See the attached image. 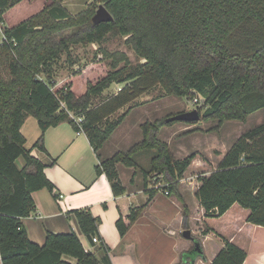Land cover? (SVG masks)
Returning a JSON list of instances; mask_svg holds the SVG:
<instances>
[{
	"label": "trees",
	"instance_id": "16d2710c",
	"mask_svg": "<svg viewBox=\"0 0 264 264\" xmlns=\"http://www.w3.org/2000/svg\"><path fill=\"white\" fill-rule=\"evenodd\" d=\"M20 1L0 0V23L6 10ZM60 2L51 0L26 21L3 28L7 42H0V55L5 56L8 77L0 73L2 264H72L69 259L75 264H112L109 248L98 237L99 219L88 211H74V215L83 236L91 242L97 237V256L83 249L74 232H47L42 246L29 241L21 219L35 209L31 194L53 190L44 174L45 165L31 155V150L45 153V131L67 122L85 134L98 154L126 116L114 118L115 114L156 86L165 96H201L204 111L200 120L216 122L207 132L218 131L225 122H245L252 114L263 112L261 124L242 133L216 170L198 179L194 196L204 218L219 219L236 204L247 211L246 223L264 228V0H93L95 7L89 6L76 16ZM99 5L110 13L111 22L92 23ZM109 35L124 37L144 63L132 66L122 52L102 49L101 54L111 60L110 71L90 84L82 96L69 88L53 89V62L69 55L74 45H102ZM113 84L123 87L115 94L103 95ZM95 99L99 102L93 105ZM70 112L73 118L81 119L80 128ZM29 116L37 121L41 134L32 148L26 149L20 129ZM167 118L142 124L141 142L126 152L99 159L95 167L97 175H105L113 196L119 198L115 226L121 238L144 205H139L133 195L124 196L117 164L133 168L135 155L150 151L144 176L160 175L164 185L159 189L182 202L179 180L194 156L175 160L168 145L158 139L160 128L175 123L165 122ZM157 192L150 189L149 200ZM187 222L185 212L183 225ZM209 231L216 233L211 228ZM198 246L203 251L199 242ZM188 255L191 260L206 262L204 253L193 250L182 255L180 264H186ZM245 258L244 250L223 238L222 248L208 264H243Z\"/></svg>",
	"mask_w": 264,
	"mask_h": 264
},
{
	"label": "crops",
	"instance_id": "0c3cea01",
	"mask_svg": "<svg viewBox=\"0 0 264 264\" xmlns=\"http://www.w3.org/2000/svg\"><path fill=\"white\" fill-rule=\"evenodd\" d=\"M3 21L2 26L5 27ZM127 107L120 109L116 113L118 116L126 113V116L98 151V154L94 152L85 134L75 131L67 122H62L56 127L48 128L45 131L43 135L45 153L37 148L31 150V155L45 165L44 174L53 185V190L50 192L47 189H41L31 194L35 209L28 217L21 219L30 242L42 246L47 232L53 234L74 232L78 236L83 249L97 256V244L93 245L87 237L80 233L74 215V211H88L94 218L99 219L98 237L109 248V258L112 264H180L182 255L188 251L182 238L178 237L180 228L183 230L184 212L180 210L181 212L178 214L177 220L168 221L164 210H162L164 207L162 204L165 203L159 199L161 197L160 194L165 196L164 192L159 189L162 185L156 184L152 187L149 184H144V173L149 168L151 152L143 151L135 155L136 166L133 168H127L122 164L116 165L119 180L125 189L124 196L133 195L137 197L139 205H144L141 215L129 226L123 238L119 236L115 226L119 217L117 208L119 198L113 196L105 175H97L95 172L99 159H108L117 153L126 152L142 141L140 127L147 121L143 123L137 122L131 127H126V129L123 125L131 111L134 109L138 110L142 106L133 104L132 109H128ZM31 118L30 116L26 118L20 132L25 138V145L28 142L26 134L31 135V146H33L41 133L37 121ZM131 128H134L136 132L139 131L141 138L139 139L136 136V139L139 140L129 144L128 148L122 151L120 150L123 145L122 143L134 138L129 132ZM171 130L173 129H170V127H162L158 132V139L165 142L169 150L172 142H169L168 138H161L163 134L167 136L176 134L174 132L171 133ZM177 133L178 136H176L178 138L173 143L175 152L180 156L183 153L185 154L181 157H176L170 151L172 156L175 160H182L189 155H193L194 158L188 170L192 167L202 172L209 171L203 177H207L216 170L226 152L242 134L235 137L231 143L225 144L219 137L217 138L215 135L210 134V132L201 137L204 139L197 137L201 134L199 129H196L194 125H186V127L178 129ZM134 134L136 133L134 132ZM188 140L189 142L187 143H189L190 149H192L189 152L185 146ZM200 150L205 153L204 156H201ZM98 155L99 157H97ZM141 156L147 158L144 159L146 160L147 167L144 166L145 168L142 170L138 169L141 166L139 162ZM138 170L139 174H137ZM135 174L136 177L139 176L142 183L140 185L141 189L137 187L139 186L137 184L138 181L134 182V178H136ZM198 186L193 188L192 196L194 201H189L190 203L184 199L183 192L185 186L180 184L178 185V193L182 202L174 196L168 197L166 201L171 205L175 204L178 208L180 205L182 208L183 206L187 207V219L190 226H192L190 221L194 220L193 216L197 218V221H203L205 224H208L207 218L203 217L204 211L194 196ZM150 189H158V192L151 200H149L147 195ZM123 208H125V204H123ZM238 208L239 206L236 204L233 205L218 219L217 226L208 224V227L215 232L224 234L230 242L246 252L243 264H264V243L261 242L264 241V231H262V228H258V226L246 223L247 211H240L242 216H239ZM196 211H199V213ZM158 233H160V236L171 237L173 239L171 249L168 248L167 250L165 246L163 248L159 246L155 248L152 245L154 237ZM210 233L205 238L212 235V232ZM222 246L223 244L216 246L212 256H207L205 247H203L206 262L200 259H187L185 263L208 264ZM69 262L75 264L73 259H69ZM0 264H2L1 258Z\"/></svg>",
	"mask_w": 264,
	"mask_h": 264
},
{
	"label": "rangeland",
	"instance_id": "374dc122",
	"mask_svg": "<svg viewBox=\"0 0 264 264\" xmlns=\"http://www.w3.org/2000/svg\"><path fill=\"white\" fill-rule=\"evenodd\" d=\"M51 3V0H22L15 5H13L11 8L7 9L6 12L3 14V23L4 26L8 29L13 28L23 21H26L30 17L34 16L38 12H40L45 6L49 5ZM60 4L66 9V11L71 14V16H76L82 12H84L87 7L89 6H96L93 2V0H61ZM98 8V6H97ZM96 8V10H97ZM95 10V12H96ZM105 49L112 52H122L127 56L132 66H138L139 64L144 63L143 60L139 59L134 51L125 43V38L121 36H113L109 35L106 38V42H104L102 45H96V44H90L87 46H81V45H74L71 47V50L69 52V55L63 54L59 57V59L55 62H53L52 67V74H53V82L55 84L54 88L55 90L63 89V88H69L76 96H82L86 89L89 87L90 84H94L98 79L103 77L107 72L110 71V63L111 60L107 57H104L101 54V50ZM4 56V54H3ZM2 55H0V73L4 74V78H7L6 68H5V59ZM122 66V64H120ZM5 70H4V68ZM40 79L45 80V77L43 75L39 76ZM123 85H116L113 84L107 89L103 95H111L115 94L119 89H121ZM133 104H138V106H142L140 108L134 109L131 111V113L127 116L126 120L124 121V127H131L133 124H136L137 122L143 123L145 121L147 122H154L157 120L164 119L166 117H172L178 113L188 112L192 110H196L201 118L202 112L204 111L202 108V105L204 103V99L201 96H194V98H179L175 96H165L162 89L159 86H156L155 88H152L147 93L139 96ZM99 102L98 99L93 100V105L97 104ZM132 104V105H133ZM128 106V109H132L133 107ZM125 108V109H127ZM198 108H202V110H198ZM124 109V110H125ZM69 115H73L71 112ZM116 114L114 116L117 117ZM33 120V118H31ZM263 119V112L258 111L251 116L247 118L245 122H238V121H228L225 122L218 131L210 132V134L215 135L217 138L219 137L221 141H223L225 144H229L234 140L235 137L239 136V134L244 133L255 126L261 124ZM186 125H194L196 129H199V132L201 135H198L197 137L201 138L202 136H205L207 133V130L213 128L216 125V122H204L199 120L196 124H187L183 122H175L172 126H169L171 130L170 132H174L176 134H171L167 136L166 134L162 135V138H168L169 142L171 143L170 151L174 154L176 157H181L185 153H183L181 156L178 155L175 152V147L173 143H175V139L178 138L177 131L178 129H181L183 127H186ZM172 127V128H171ZM124 129V128H123ZM122 129V130H123ZM134 128L129 129L130 134L134 137L130 141H125L122 143V147L120 150H125L129 146V144H132L139 140L141 138L140 132H136ZM141 130V129H140ZM177 130V131H175ZM136 134H134V132ZM206 131V132H205ZM138 134V135H137ZM177 135V136H176ZM28 138V142L25 145L26 149L32 148L31 143V135L26 134ZM138 136L139 139H136ZM123 139V138H121ZM204 139V138H201ZM167 140V141H168ZM189 142L186 141L185 146L188 148V152L191 151ZM223 143V144H224ZM201 156H204L205 153L200 150ZM138 159V158H137ZM147 158H144L141 156L139 159V162L141 166H139L138 169H144L147 167L146 160ZM145 166V167H144ZM209 171L202 172L201 170H195L191 167V169H187L185 173L182 175L179 184L185 186L184 190V199L186 201H194L192 193L193 188L197 187L199 185V178H202L203 175H206ZM139 174V170L137 172ZM136 177V174H135ZM145 185H151L152 187L156 184L164 185V181L160 175H157L155 173L147 174L145 175ZM138 181L137 184H139L138 189H141L140 185L142 184L139 176L134 178V182ZM143 181V179H142ZM161 197L159 198L161 202L165 203L162 204L165 217L167 220L175 221L178 219V214L182 212L188 213L187 207L180 205L178 206L171 205L170 203H167L168 197L170 196H163L160 194ZM136 201L139 204V201ZM189 202V203H190ZM194 203V202H193ZM238 215L242 216V213L240 211H245L242 208H238ZM181 210V211H180ZM193 211V210H191ZM199 213V211H196ZM240 213V214H239ZM194 220L192 219L191 224L189 225L187 222L186 226L183 225L182 229L180 228V238L184 241L186 245V249L191 248L192 241L196 239L203 247H205L207 256H212L213 250H215V247L223 244V238H226L224 234H221L219 232H216L215 234L212 232V235H210L208 238H205L207 234H211L209 231L208 224H211L212 226H217L218 219L217 218H207V223L205 222H199L197 221V218L193 216ZM262 228L264 231L263 227ZM184 230L190 231V236L192 240H185L182 237V233ZM212 231H214L212 229ZM152 245L156 248L158 246L160 248H163V246L171 249L172 247V238L166 237V236H160V233L155 235ZM220 237H223L222 239ZM176 239V238H175ZM227 239V238H226ZM264 243V241H261ZM188 250V251H189ZM187 257V255H186ZM188 259H191L188 255ZM183 260V259H182Z\"/></svg>",
	"mask_w": 264,
	"mask_h": 264
},
{
	"label": "water",
	"instance_id": "95a60500",
	"mask_svg": "<svg viewBox=\"0 0 264 264\" xmlns=\"http://www.w3.org/2000/svg\"><path fill=\"white\" fill-rule=\"evenodd\" d=\"M113 20L110 13L106 10L103 5H99L94 16L92 17L93 24L99 23H107ZM200 120V116L196 110L178 113L172 117L165 119V122H183V123H194ZM182 237L185 240H192L190 236L189 230H184L182 233ZM194 251L197 252L199 255L203 253V251L199 248L198 244L195 245Z\"/></svg>",
	"mask_w": 264,
	"mask_h": 264
},
{
	"label": "built area",
	"instance_id": "2783aa9c",
	"mask_svg": "<svg viewBox=\"0 0 264 264\" xmlns=\"http://www.w3.org/2000/svg\"><path fill=\"white\" fill-rule=\"evenodd\" d=\"M3 28L4 27L2 26V23H0V42H7V39H6V37H5L4 33H3ZM70 117L73 118L72 115H70ZM73 119H74L76 125L80 128L81 119L80 118H73ZM80 133H82V132L80 131ZM164 194L167 195L166 193H164ZM98 242L99 241H98L97 237H93L92 238V243L93 244H97Z\"/></svg>",
	"mask_w": 264,
	"mask_h": 264
},
{
	"label": "flooded vegetation",
	"instance_id": "af4514ba",
	"mask_svg": "<svg viewBox=\"0 0 264 264\" xmlns=\"http://www.w3.org/2000/svg\"><path fill=\"white\" fill-rule=\"evenodd\" d=\"M196 244H198V242H197L196 239H194V240L192 241V246H191L190 250L188 249L189 252H192V251L194 250V247H195Z\"/></svg>",
	"mask_w": 264,
	"mask_h": 264
}]
</instances>
